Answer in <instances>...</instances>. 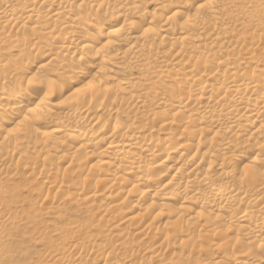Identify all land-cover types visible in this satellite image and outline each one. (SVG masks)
<instances>
[{"label":"bare ground","instance_id":"bare-ground-1","mask_svg":"<svg viewBox=\"0 0 264 264\" xmlns=\"http://www.w3.org/2000/svg\"><path fill=\"white\" fill-rule=\"evenodd\" d=\"M193 255L264 264V0H0V264Z\"/></svg>","mask_w":264,"mask_h":264},{"label":"rangeland","instance_id":"rangeland-1","mask_svg":"<svg viewBox=\"0 0 264 264\" xmlns=\"http://www.w3.org/2000/svg\"><path fill=\"white\" fill-rule=\"evenodd\" d=\"M146 10L147 11H151L152 10V6L150 5H148L147 7H146ZM89 85H88V79L86 78V79H84V80H82V81H77V83L76 84H74L73 86H72V90H74V91H78V92H82V91H84L85 89H87V87H88ZM61 99H59V100H56L55 102H59ZM71 191H69V193H70ZM75 206V205H74ZM76 207V206H75ZM68 209V210H67ZM66 209V211L61 215L60 214V216H61V218H62V220L63 221H61V219H59V218H56V222L54 223V224H56L55 225V227H57V228H63L65 225H66V223H71L72 221H73V219H74V221L73 222H77V223H81V222H86V223H89L90 221L88 220L89 219V215H88V217L86 216L87 214H83V213H79L78 211H77V209L76 208H72V207H68ZM75 209V210H74ZM68 211V212H67ZM65 216V217H64ZM67 217V218H66ZM88 218V219H87ZM69 219H72L71 221L68 220ZM86 220V221H85ZM52 244H56V241H55V243L53 242V243H51V244H47V245H45V244H39V245H36L35 247H33V248H31V250H32V254H40V253H43L44 252V250H45V246H54V245H52ZM44 247V248H43ZM43 248V249H42ZM216 250H217V247H211V252H216ZM38 251H39V253H38ZM36 252V253H35ZM195 256H197V255H193V257H192V259H189V260H186V261H189L188 263L186 262L185 264H201L200 262H206L207 261V257L206 256H204V255H199V256H197L196 258H195ZM192 260V261H191ZM199 261V262H198ZM150 263H153V261H150ZM153 264H155V263H153Z\"/></svg>","mask_w":264,"mask_h":264}]
</instances>
